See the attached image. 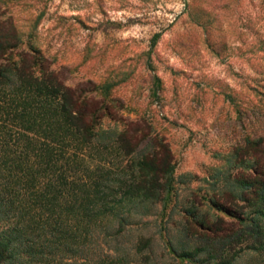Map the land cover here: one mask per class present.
I'll return each mask as SVG.
<instances>
[{"label": "rangeland", "instance_id": "374dc122", "mask_svg": "<svg viewBox=\"0 0 264 264\" xmlns=\"http://www.w3.org/2000/svg\"><path fill=\"white\" fill-rule=\"evenodd\" d=\"M0 13L86 97L80 108L113 111L99 129L120 137L88 152L110 185L125 187L142 161L174 167L171 196L133 211L122 248L150 239V264H197L172 248L201 264L247 249L234 215L248 208L233 182L246 171L247 138L264 136V0H0ZM130 260L146 264L140 253ZM259 262L244 251L236 264Z\"/></svg>", "mask_w": 264, "mask_h": 264}, {"label": "trees", "instance_id": "16d2710c", "mask_svg": "<svg viewBox=\"0 0 264 264\" xmlns=\"http://www.w3.org/2000/svg\"><path fill=\"white\" fill-rule=\"evenodd\" d=\"M3 16L0 13V264H138L130 260L135 252L150 264L145 251L150 239L129 251L120 241L140 204L163 192L165 202L171 196L174 167L171 162L158 166L142 161L139 176L125 187L110 185L111 173L93 167L88 152L96 142L116 135L99 129L103 112L113 111L108 105L92 111L80 108L86 97L73 96L39 51L24 48L21 32ZM242 150L249 155L246 171L233 187L248 210L235 211L234 217L242 221L251 241L247 249L217 264H236L244 251L264 264V136L248 137ZM108 223L116 228L109 230ZM224 235L220 230L218 237ZM102 242L105 250L98 248ZM172 250L182 261L201 264L197 252Z\"/></svg>", "mask_w": 264, "mask_h": 264}]
</instances>
